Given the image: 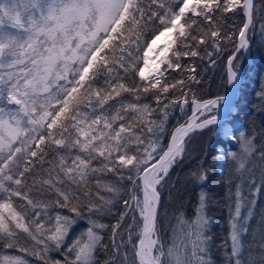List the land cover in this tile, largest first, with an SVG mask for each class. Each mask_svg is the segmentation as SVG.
<instances>
[{"label": "snow or ice", "instance_id": "6c2138e0", "mask_svg": "<svg viewBox=\"0 0 264 264\" xmlns=\"http://www.w3.org/2000/svg\"><path fill=\"white\" fill-rule=\"evenodd\" d=\"M20 3L23 12L15 3L0 4V58L15 57L7 65L12 67L24 63L22 57L29 55L32 65L26 66L22 76L14 72L7 78L0 76V94L16 106L14 110L0 107V251L14 250L0 255V264H32L28 256L42 264H95L97 248L108 247L103 233H109L108 239L119 251L116 238L119 236L123 243L126 229L139 264H193L186 252L181 254L174 247L165 253L156 236L161 192L173 170L184 162L192 134L218 126L217 110L224 97L197 98L192 83L199 84L201 79L195 67L184 61L201 56L202 51L211 56L230 48L224 62V82L233 91L238 90L241 55L252 46L249 32L255 28L253 0H149L156 7L148 10L146 19L144 5L136 0ZM227 13L244 17L235 31L229 29ZM5 27L23 30L26 37L4 31ZM260 34L264 36V24L260 25ZM109 49L111 53L106 51ZM0 67H4L3 59ZM114 69L118 70L114 73ZM182 71L190 73L187 78L178 75ZM70 73L74 74L71 78ZM98 74L108 75L105 86L97 85L93 93L86 81ZM81 88L87 91L78 95ZM122 92L130 94L132 101L126 103ZM141 92L150 94L154 104L139 103ZM189 92L193 93L191 101ZM259 95L264 101V87ZM117 98V103H109ZM81 103L95 115L89 116L79 107ZM177 110L185 116L184 122L169 133L168 118ZM166 133L167 143H162ZM223 137L215 150L216 159L222 167L231 161L237 179L245 180L247 172L245 183L252 203L257 193L264 194V171L258 184L246 167L255 151L254 137L227 124ZM229 144L237 145L239 151L231 150ZM260 156L264 160V150ZM45 165L47 178L39 187L35 180L29 186V176ZM207 171L201 161L191 177L203 183ZM106 173L114 179H102ZM90 184H94V192ZM234 187L231 256L234 264H242L244 196L240 184ZM33 188L35 196L30 195ZM46 193L51 195L43 199ZM207 202V194L201 191L194 218L181 219L192 256L208 251ZM50 207L66 212L53 215ZM113 207H117L114 222H101L100 217L113 214ZM129 218L135 227L127 223ZM80 220H87L89 226L67 243L70 231ZM137 229L139 235L132 240ZM260 235L264 240V220ZM261 248L259 257L246 264H264V244ZM52 252L63 259L52 257ZM166 255L170 260L163 259ZM196 264L210 262L199 256Z\"/></svg>", "mask_w": 264, "mask_h": 264}, {"label": "trees", "instance_id": "16d2710c", "mask_svg": "<svg viewBox=\"0 0 264 264\" xmlns=\"http://www.w3.org/2000/svg\"><path fill=\"white\" fill-rule=\"evenodd\" d=\"M17 1V0H16ZM137 3L144 5V17L147 18L148 10L150 8L155 9V5H150L149 0H136ZM166 3H172L174 0H165ZM12 5L11 0H0V4ZM14 4V1H13ZM18 4L20 0H18ZM255 7L253 9L254 19L253 23L255 25L254 31L249 32V39L252 41V46L249 50L251 64L247 69V60L245 53L241 55L239 71L240 76L244 75V78L240 84L237 98L234 101L233 112L227 114L225 123L231 125L234 131H241L247 134L249 137H254L255 151L252 154V163L249 168L250 171L255 175L256 181L259 184L260 174L264 171V160L261 159L260 152L264 150V101L260 99V92L262 87H264V36L260 34V25L264 24V0H255ZM23 8V7H22ZM22 12L24 9H20ZM239 12V10H237ZM189 15H191L189 13ZM36 16L39 17V11L36 12ZM227 24L229 29L235 31L243 21L244 17L242 14L227 13ZM143 23V21H141ZM151 23V21L149 22ZM9 28V27H8ZM5 29H7L5 27ZM4 29V30H5ZM116 42H119V38ZM203 48V46H201ZM230 48L220 52L218 55L213 53L211 56L201 52V56L195 58H188L184 61L189 64V67H195L196 75L201 79L199 84L192 83V89L197 98H202L204 100L215 98L218 95L224 96L228 91V85L224 82L225 68L224 62L228 55ZM7 51V50H6ZM111 53V49L106 50ZM210 52L212 50H209ZM116 55L119 54L116 50ZM215 60V64H211L209 61ZM117 61V65H118ZM77 67V65H73ZM118 69H114L115 73ZM247 70V71H246ZM246 72V73H245ZM190 73L188 71H182L178 75L181 78H187ZM74 75L69 74V78ZM105 75L108 74H98L94 80L86 81V84L91 86L93 93L96 91V86L99 85L103 88ZM65 83V81H62ZM87 91V88H81L78 95H83ZM177 95L179 93L177 92ZM192 92L188 93V99L191 101ZM121 97H126L125 102H131L132 96L128 93H121ZM120 98L115 101H109L110 104L117 103ZM6 102V101H5ZM93 103H95V97L93 96ZM149 103L154 104V100L151 99L150 94L145 95L141 92V100L139 103ZM3 104V103H2ZM74 107V106H73ZM81 109H84L83 103L79 105ZM107 107V106H106ZM88 112L89 116L95 115L91 111V108L84 109ZM97 111H100L97 109ZM185 116L178 110L173 112L167 121L166 128L168 132L174 130L178 123H183ZM220 126V125H219ZM219 126H213L210 130H205L203 134L193 133L192 141L188 146V152L186 153V158L184 162L176 167L172 174L171 179L167 187H165L161 192V207L159 209V214L156 223V236L159 241L164 245L165 253L171 244L173 237V231L176 228L180 219L191 221L194 218V212L199 199V194L201 191L207 194V207L206 216L209 220V226L206 231V236L209 238L207 245L208 251L206 253L197 252L196 256H192V245L188 242V238H182L181 240V254L187 253L192 260L193 264H196V260L199 256H203L206 261L210 264H234L235 258L231 256L232 245L230 241L231 233V196L230 187L240 181H245L247 175H245V180L237 179L232 172L231 161L225 166L223 173H218L216 170L217 159L215 156V150L222 140L218 131ZM55 131V130H54ZM168 135L167 133L162 137V143H167ZM47 144V142H46ZM228 147L238 152V146L229 144ZM51 157V153H49ZM201 161L204 163V167L207 168V180L203 183L194 181L191 177V173L196 171L199 167ZM47 165L43 170H38V172L33 176L30 175L26 181L29 186H32L33 180H35L36 187L40 186V181L47 178ZM232 176L231 183L229 182V177ZM112 177L111 173H106L102 179H109ZM46 187V186H45ZM89 189L93 192L95 191L94 184L89 185ZM30 195H37L36 189ZM51 193L42 194L43 199H47V196ZM107 195V193H105ZM54 200V197H53ZM256 215L253 218L250 226L247 228L246 236H242L240 242V248L242 251L241 261L242 264H246L250 257L255 256L258 253V237L250 242L248 231L252 229L255 220L261 222L264 220V194L258 193L256 199ZM122 207V206H120ZM262 214H261V212ZM49 211L53 213L56 212H66V209H59L55 207H50ZM117 212V207H113L112 215L100 217V221L103 223H113L115 214ZM72 215L71 213H68ZM127 223L135 227V222L130 218L127 219ZM89 226L87 220H80L74 226L73 230L69 233V238L67 243H70L72 239L79 237L84 233ZM253 227V228H254ZM261 227V226H260ZM258 229V228H256ZM259 230V229H258ZM139 235V229L132 234V240H136ZM105 237L104 243L108 245L107 248L98 247L95 254L94 260L95 264H132L136 260L134 253L135 248L131 243H129V237L127 229L123 233L124 242L121 243L120 237L117 236L116 243L120 245L119 251H117L112 246V241L108 239L109 233L105 231L103 233ZM252 241V239H251ZM185 245L187 248L185 249ZM4 252L13 253V249H4L0 251V255ZM23 255L22 253H16ZM155 254V250H154ZM52 257L57 259H63L61 255L57 252L50 253ZM27 259L32 261V264H42V261L36 259L35 257L28 256ZM166 261L170 260L167 255L163 258ZM51 264V261H49ZM136 264H139L136 260Z\"/></svg>", "mask_w": 264, "mask_h": 264}, {"label": "rangeland", "instance_id": "374dc122", "mask_svg": "<svg viewBox=\"0 0 264 264\" xmlns=\"http://www.w3.org/2000/svg\"><path fill=\"white\" fill-rule=\"evenodd\" d=\"M13 1H14L15 4H17V6L20 9H23L22 8L23 7V4H21V5L18 4V0L17 1L16 0H11L12 4H13ZM1 4H3V3H1ZM6 28L7 29H5L4 31H7V32L13 33V34H19L21 36H25L26 37V33H24L23 30L12 29L10 27L9 28L6 27ZM163 42H164V38H162V40L159 43L162 44ZM150 56H151V54H150ZM0 59H3L4 60V67H0V76H4L5 78H7V74L9 72H14L17 76H22L27 71L26 66L27 67H31L32 66L29 63V59H30V56L29 55H25L24 57H22L24 63H22V64H14L12 67H8L7 65L9 63H11L15 59V57H12V56H4V57H2ZM59 83H63V82L60 81ZM53 90H55V86H53ZM0 107H3L5 109H13L14 110L16 106L13 105V104H10L8 102V100H7V98H6L5 95L0 94ZM231 110L232 111L234 110L233 107L231 108ZM217 115H220L219 109L217 110ZM224 121L220 124L219 131H218L221 139H224V137H223V129H224L225 124H227L229 126V124L228 123H225ZM238 151H239V147H238ZM251 163H252V155L250 157H248V162H247V166H246L248 170H250L249 166H250ZM223 167L217 161V168H216V170H217L218 173L221 174V173L224 172L225 166H223ZM245 175H247V172L245 173ZM236 184H240L241 185V191H242V194L244 196L243 207L241 209V215H242V218L243 219L240 222L241 224H243V228H242L241 233H240V242H241L242 236H246L247 228H248V226H250L251 222L253 221V218H255L256 210H254V209H255V206H256L255 203H256V199H257L258 193L255 195L254 201L252 203H249V186L245 183V181L244 182L243 181H240V182H237ZM234 186L232 188V192H230V196H231L230 205L232 207L231 209L234 208V192H235V187ZM260 212H261V210H260ZM262 212H261V214H262ZM231 225H232V220H231ZM254 225H256V226L255 227L252 226V229L250 231H248V235L250 236V238H249L250 239L249 240L250 242H253L258 237V242L256 244L257 247H258V253H256L255 256L250 257L249 259H251V258H258L260 252L262 251L261 245L264 244V240L261 239V235H260V232H261V227H260L261 226V222H258V220H255ZM239 226H240V224H238V227ZM256 228H258L259 230L256 229ZM185 231H186V228L181 223V219H180L179 222H178V224L176 225V228L173 231V237H172V240H171L172 242H171L169 248L174 247L177 251L180 252V250H181V240H182V238H187L185 236ZM231 231H232V227H231ZM251 239H252V241H251ZM230 241H231V245H232L231 233H230ZM241 255H242V251H241V254H240V258H241ZM137 262L139 263L138 260H137Z\"/></svg>", "mask_w": 264, "mask_h": 264}, {"label": "bare ground", "instance_id": "6f19581e", "mask_svg": "<svg viewBox=\"0 0 264 264\" xmlns=\"http://www.w3.org/2000/svg\"><path fill=\"white\" fill-rule=\"evenodd\" d=\"M233 99H234V91L230 86L227 97H225L224 100L220 103L219 106L220 115H218V119L222 117L229 110V105L233 101Z\"/></svg>", "mask_w": 264, "mask_h": 264}, {"label": "water", "instance_id": "95a60500", "mask_svg": "<svg viewBox=\"0 0 264 264\" xmlns=\"http://www.w3.org/2000/svg\"><path fill=\"white\" fill-rule=\"evenodd\" d=\"M253 3H255V0H253ZM245 56H246V60H247V69H248V67L250 66V64H251V58H250V52H249V50L248 51H246L245 52ZM247 71V70H246ZM246 73V72H245ZM244 75L245 74H243L239 79H240V84H241V82H242V80H243V78H244ZM240 84H239V86H238V90H239V87H240ZM238 90H236V91H234V99H233V101L230 103V105H229V110L222 116V117H220L219 119H218V124L221 122V121H223L224 119H225V116H226V114H228V112L231 110V108L233 107V104H234V101H235V99L237 98V95H238ZM227 95H228V93L226 94V95H224V96H222V97H227Z\"/></svg>", "mask_w": 264, "mask_h": 264}]
</instances>
